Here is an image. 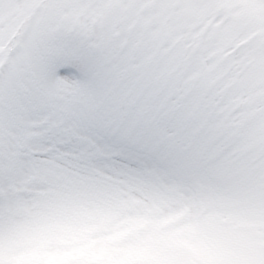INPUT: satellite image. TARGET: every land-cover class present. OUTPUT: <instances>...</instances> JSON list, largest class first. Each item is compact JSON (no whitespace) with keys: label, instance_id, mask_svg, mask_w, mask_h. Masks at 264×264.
<instances>
[{"label":"snow or ice","instance_id":"1","mask_svg":"<svg viewBox=\"0 0 264 264\" xmlns=\"http://www.w3.org/2000/svg\"><path fill=\"white\" fill-rule=\"evenodd\" d=\"M0 264H264V0H0Z\"/></svg>","mask_w":264,"mask_h":264}]
</instances>
